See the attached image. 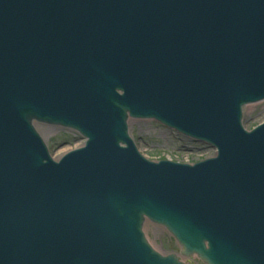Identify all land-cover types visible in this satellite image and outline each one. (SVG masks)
I'll use <instances>...</instances> for the list:
<instances>
[{"label": "water", "instance_id": "water-1", "mask_svg": "<svg viewBox=\"0 0 264 264\" xmlns=\"http://www.w3.org/2000/svg\"><path fill=\"white\" fill-rule=\"evenodd\" d=\"M263 99L264 0H0V264H184L148 219L208 264H264V123L242 125ZM129 116L218 156L150 161ZM33 119L88 141L56 161Z\"/></svg>", "mask_w": 264, "mask_h": 264}, {"label": "rangeland", "instance_id": "rangeland-1", "mask_svg": "<svg viewBox=\"0 0 264 264\" xmlns=\"http://www.w3.org/2000/svg\"><path fill=\"white\" fill-rule=\"evenodd\" d=\"M263 120L264 101L245 107L243 125L247 126L248 130ZM129 128L139 150L150 159L197 162L199 159L216 154V150L209 145L193 141L154 120L130 119ZM37 129L48 144L53 157H61L84 144V139L77 132L45 124H37ZM147 237L150 243H153V247L163 254L180 251L176 240L163 227L149 223ZM188 264H202V262L192 259Z\"/></svg>", "mask_w": 264, "mask_h": 264}, {"label": "bare ground", "instance_id": "bare-ground-1", "mask_svg": "<svg viewBox=\"0 0 264 264\" xmlns=\"http://www.w3.org/2000/svg\"><path fill=\"white\" fill-rule=\"evenodd\" d=\"M147 225H148V222H147Z\"/></svg>", "mask_w": 264, "mask_h": 264}]
</instances>
